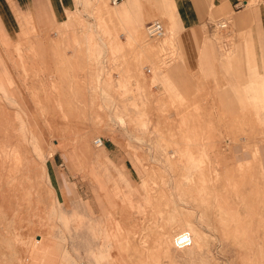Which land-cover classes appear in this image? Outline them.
Instances as JSON below:
<instances>
[{
	"label": "rangeland",
	"instance_id": "1",
	"mask_svg": "<svg viewBox=\"0 0 264 264\" xmlns=\"http://www.w3.org/2000/svg\"><path fill=\"white\" fill-rule=\"evenodd\" d=\"M92 2L53 28L0 20V264H61V249L73 264H264V76L216 22L217 67H235L229 114L227 75L174 85L163 15L131 38L115 6Z\"/></svg>",
	"mask_w": 264,
	"mask_h": 264
},
{
	"label": "crops",
	"instance_id": "2",
	"mask_svg": "<svg viewBox=\"0 0 264 264\" xmlns=\"http://www.w3.org/2000/svg\"><path fill=\"white\" fill-rule=\"evenodd\" d=\"M92 4V0H0V20L4 26H11L28 16L40 27L53 28L64 22L68 13L91 10ZM115 7L120 26L129 29L131 38L147 15H163L164 22L172 24L179 66L169 77L180 90L188 88L189 75H201L203 88L208 90L213 88L217 75H227L229 114L234 108L235 97H230V91L235 90V67H217V50L210 40L216 22H226L224 16L231 15L226 22L228 47L233 38L237 47L234 57L252 60L255 66L250 68L264 76V1L251 6L249 0H120ZM119 40L125 43L126 35L120 33Z\"/></svg>",
	"mask_w": 264,
	"mask_h": 264
},
{
	"label": "bare ground",
	"instance_id": "3",
	"mask_svg": "<svg viewBox=\"0 0 264 264\" xmlns=\"http://www.w3.org/2000/svg\"><path fill=\"white\" fill-rule=\"evenodd\" d=\"M149 55V54H148ZM16 160H18V159H16ZM18 163H20L19 161H16V164H15V166H14V168H15V172H18L19 171V169H21V167L19 166V164ZM11 171H13L12 170V168L11 167H9V170H8V173L10 174L11 173ZM23 175V174H22ZM12 177H14L13 178V181H18L17 179V177H15V175L14 176H12ZM20 177H22V176H20ZM20 179V178H19ZM10 189V186H9V184L8 183H4L3 185H0V198H3L4 197V199H3V201L5 200V197H8L7 195H8V193H9V190ZM16 195V194H15ZM15 197V196H14ZM17 197H19L18 196V194H17ZM16 197V198H17ZM21 198V197H20ZM19 198V199H20ZM7 199V198H6ZM183 233V232H182ZM198 234V233H197ZM188 235V234H187ZM14 238L16 239V240H18L20 243H21V238H19V236L18 235H16L15 234V236H14ZM13 238V239H14ZM188 240V237L186 236V235H180V237H179V239H178V241L177 242H175L176 244L178 243V244H182V243H184V242H186ZM191 239H189L188 241H190ZM196 240V239H195ZM18 241H17V243H18ZM42 243V241L40 240V238L38 237V239H35V240H33V242L31 241L30 243H29V245H28V249H27V253H28V255H29V259H30V261L31 260H33L34 259V256L38 253V252H40V248L39 247H37L38 246V244L39 243ZM51 242V241H50ZM57 243H59V242H57ZM56 243V244H57ZM50 245L48 246V250H49V254L50 255H52V250H59L60 248H61V246L59 247V246H57V245H55V243L53 244L52 242L51 243H49ZM60 244V243H59ZM40 245V244H39ZM62 245V248H63V244H61ZM47 250V251H48ZM45 252V251H44ZM53 253H54V251H53ZM58 253V252H57ZM56 253V254H57ZM60 254L62 255V262H61V264H73V262L69 259L71 256L69 255V253H67L65 250H63V249H61V252H60ZM59 253H58V255H60ZM93 255H95V257H94V260H95V262H96V264H101V262H99V259H100V253L99 254H95V253H92ZM55 255V254H54ZM54 255H52V256H54ZM28 259V260H29ZM26 261H27V259H26Z\"/></svg>",
	"mask_w": 264,
	"mask_h": 264
},
{
	"label": "built area",
	"instance_id": "4",
	"mask_svg": "<svg viewBox=\"0 0 264 264\" xmlns=\"http://www.w3.org/2000/svg\"><path fill=\"white\" fill-rule=\"evenodd\" d=\"M109 4L111 6H116L120 0H108ZM222 23L218 24L220 25L222 28L226 27V22L221 21ZM215 26V25H213ZM145 32L147 34V36L151 39H156V40H161L166 36V29L164 27V24L160 21V20H153L149 23L146 24L145 26ZM169 52V51H167ZM163 57V56H162ZM164 59L166 60V63L170 62L172 60L171 56H169V54L167 53V55L164 57ZM145 73L146 74H150L151 73V69L150 68H145ZM93 144L96 147H99L102 145V139L101 138H96L93 141Z\"/></svg>",
	"mask_w": 264,
	"mask_h": 264
}]
</instances>
